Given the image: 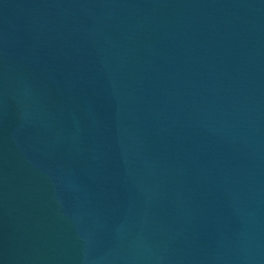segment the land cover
Segmentation results:
<instances>
[{
	"label": "water",
	"instance_id": "95a60500",
	"mask_svg": "<svg viewBox=\"0 0 264 264\" xmlns=\"http://www.w3.org/2000/svg\"><path fill=\"white\" fill-rule=\"evenodd\" d=\"M0 264H264V0H0Z\"/></svg>",
	"mask_w": 264,
	"mask_h": 264
}]
</instances>
